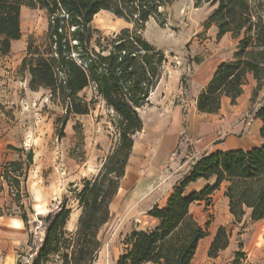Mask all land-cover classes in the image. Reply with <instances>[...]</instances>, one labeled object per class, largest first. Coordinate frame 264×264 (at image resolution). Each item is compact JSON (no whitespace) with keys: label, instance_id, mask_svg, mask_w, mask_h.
I'll use <instances>...</instances> for the list:
<instances>
[{"label":"trees","instance_id":"trees-1","mask_svg":"<svg viewBox=\"0 0 264 264\" xmlns=\"http://www.w3.org/2000/svg\"><path fill=\"white\" fill-rule=\"evenodd\" d=\"M173 1L0 0V57L7 55L12 42L21 37L23 5L43 9L48 17L44 48L28 41L21 61L29 89H46L50 100L67 113L83 115L89 112L94 99L86 101L79 93L91 87L119 119V145L106 157L99 173L92 180H85L77 193L76 208L80 213L75 229L65 228L71 212L65 204L59 203L57 209L38 217L42 230L34 243L31 264H94L97 259L102 245L99 233L109 221V206L125 173L132 136L143 126L138 109L148 103L167 61L164 52L143 38L138 28L150 18H158L161 8ZM196 1L214 7L206 25L216 26L217 37L230 34L237 40L232 57L217 64L196 98L199 112L216 114L222 98L235 104L249 77L255 82L252 97L264 86V0ZM100 11H108L133 26L102 36L91 27L93 17ZM185 80L182 75L183 87ZM255 117L261 120L262 142L250 149L214 150L197 158L166 203L149 210L155 226L132 231L115 264H190L199 241L207 235L191 214L190 206L209 200L221 184L229 214L236 222L247 213L251 221L264 219V100ZM31 162L29 151L26 166ZM11 165L20 168L22 163L14 161ZM22 174L12 179L17 196L24 191L18 178ZM3 178L7 181L4 174ZM199 179L214 182L206 183L200 190L185 191ZM20 219L25 225L30 221L25 212ZM228 242L227 230L218 227L207 256L216 257Z\"/></svg>","mask_w":264,"mask_h":264},{"label":"rangeland","instance_id":"rangeland-1","mask_svg":"<svg viewBox=\"0 0 264 264\" xmlns=\"http://www.w3.org/2000/svg\"><path fill=\"white\" fill-rule=\"evenodd\" d=\"M213 8L203 1L175 0L161 8L158 18H150L138 28L140 35L163 51L167 59L162 81L153 91L152 100L157 89L162 93L173 91V73L180 71L183 75H190L202 60L226 59L233 55L237 40L230 34L219 38L216 26L206 25ZM132 26L108 11H100L91 21V27L102 36ZM47 27L45 10L23 5L20 9L21 37L12 42L7 55L0 57V172L9 181L0 186V264H31L34 243L42 230L38 217H43L59 203L76 208L77 193L84 181L92 180L99 173L106 157L119 145V119L102 99L95 96L91 87L79 93L86 101L94 99L89 112L83 115L67 113L50 100L46 89H29L28 75L21 70V61L28 41L41 50L44 48ZM254 87L255 82L249 79L234 105L224 100L222 112L217 116L218 128L215 133L209 131V147L226 143L227 146L234 145L232 148L249 149L262 142L259 134L261 120L255 117V113L264 100V86L252 97ZM154 105L156 102L144 105L138 111L145 125L132 139L133 144L135 142L134 158L141 160L139 167L145 169L150 165L155 168L156 175L154 178L149 170H137L136 177L145 182V187L156 181L155 186L138 201L134 211L125 205L127 193L120 201H114L110 220L99 234L103 247L100 261L95 264H111V257L125 250L132 231L152 229L156 221L148 215V207L152 202H156V206L162 204L180 180L166 177L164 171H160V168L172 171L170 165L174 153H168L164 162L155 160L156 153H143L152 149L157 139L159 111ZM186 138L185 151H188L192 142L188 135ZM230 140L233 144H227ZM29 151L32 152V162L26 166ZM196 157L192 152L188 156L190 161ZM14 161L21 162V167H13L11 163ZM130 164L128 158L124 171ZM19 173H23L18 178L24 184V191L17 196L12 179ZM204 183L201 180L195 187L200 190ZM223 191L215 190L209 200L194 202L190 206L191 214L207 234H215L218 227H225L229 234L227 247L212 257L214 259L205 256L203 264H264V244L258 243L264 225L260 229L257 227L259 223L264 224V220L251 221L247 213L236 222L229 214ZM22 212L30 219L26 225L20 219Z\"/></svg>","mask_w":264,"mask_h":264},{"label":"crops","instance_id":"crops-1","mask_svg":"<svg viewBox=\"0 0 264 264\" xmlns=\"http://www.w3.org/2000/svg\"><path fill=\"white\" fill-rule=\"evenodd\" d=\"M230 58L208 60V61L202 60L201 62L196 64V68L193 69V72L190 75H184V77L187 80H186V87H182L183 88L182 92H181L180 79L183 73L180 71L173 73V82H172L174 84L173 91L168 90V91H165V93H162L161 89H157V91L155 92L156 95L153 96V99L155 101L152 100L151 95L153 91L156 90L158 86H160V82L162 81V74H161L156 87L153 89V91L150 92L149 97H148V103L145 106L153 105L154 102H156L157 105H154V106L157 107L159 111L158 112L159 117H158V123H157L158 131L156 132L157 134L156 142L152 144L153 148L149 150H145V152L143 153L148 154V155H150L151 153L158 154L157 156L154 155V158L155 160L159 162H164V160L166 159V155L168 153H172V154L174 153L175 158L170 165V168H173L172 171H167V169L163 170V168H160V171L162 172L164 171L163 173H165L166 177L173 178V179H176V177L177 179L180 178V180H178V182H180L185 177L187 172L190 170V166L194 163V161L200 156H202L203 154L214 151V150L226 151V150L237 149V148H232L234 145L227 146L226 143H217L213 145V148L209 147V142L211 138V134H209V131H212L213 133L216 132L218 128L217 127L218 125L217 116L218 114H220V112H222V109L224 107V100L226 101L229 99L222 98L220 109L218 113L216 114L201 113L197 110V107H196V98L199 92L201 91V89L210 80L212 73L214 72L217 64L220 63L221 61L229 60ZM249 79L254 81L251 77H249ZM172 92L174 93V95H171ZM158 94L160 95L157 98ZM139 110L140 109H138V111ZM142 123H143V126L141 130H143L144 125H145L144 121H142ZM183 133L185 135H188V137H190L191 142H192L190 149H188V151H185V150L181 151L179 148V144H178L179 138L181 134ZM230 142L232 141L231 140L227 141V144H230ZM238 148L245 149L243 147H238ZM134 149H135V142L132 146V150L129 156V161H131V164L127 165L124 176L122 177L120 181V185L117 190V193L115 197L113 198V200L111 201L109 208H111L114 201L116 202L118 200L120 201L122 196L125 193H127L128 197H127V200L125 201V205L131 211H134L136 210L135 205L138 203V201H140L143 198V196H145L155 186L156 181L150 187H147V186L145 187L144 181L142 182L138 181L139 178L137 179L136 177L137 170H141V171L149 170V172H151V175L154 176V178L156 177V175H155V171L153 170L155 168H152L150 165L148 166L149 168L145 167V169H141L139 167V165L141 164V160L139 158L137 159V161L135 160L136 157L134 158V156L136 154L134 155V152H135ZM174 149H176L177 151ZM191 152L195 153V156H197L195 160L193 161H190L188 158ZM181 159H183V161ZM144 163L145 161L143 162V164ZM201 180L205 182L204 185L208 182L210 183L214 182L213 179H209L207 181L203 179H199L196 182L190 183L186 187V189L188 190L186 192L198 190L197 187H195V185ZM204 185H202V187ZM219 189L220 190L224 189V184H221ZM167 198L163 201L162 204H159L157 206L162 207L166 203ZM156 204H157L156 202H152L151 206H149L148 209L150 210L151 208L156 206ZM79 213H80L79 209L71 208L69 218L65 225V228L68 231H73L75 229ZM110 214H111V211H110ZM259 221L261 220L254 221V222H259ZM263 225L264 224L259 223L257 227H259L260 229L262 228ZM262 233L264 235V231H262ZM213 236H214V233L212 232L210 234H207L204 238H202L199 241V243L205 242V244H203L201 251L198 253V250H197L199 246V243H198L196 252L190 264H203L205 260V256L208 259H214L212 257L207 256V250L213 239ZM102 247L103 245H101V248L97 255V259L95 260L94 264L96 263V261L97 262L100 261V253L102 251ZM121 253L122 252L115 254L114 258L111 257L110 259L112 262L111 264H114V261L117 260L118 256Z\"/></svg>","mask_w":264,"mask_h":264},{"label":"built area","instance_id":"built-area-1","mask_svg":"<svg viewBox=\"0 0 264 264\" xmlns=\"http://www.w3.org/2000/svg\"><path fill=\"white\" fill-rule=\"evenodd\" d=\"M188 140H187V138H186V135L183 133V134H181V136H180V142L178 143L179 144V148H180V150H187V145H188ZM195 160V159H194ZM193 161V160H192ZM5 184V180H4V178H3V174H1V172H0V186L1 185H4ZM57 207H58V205H54L51 209H50V211L51 210H55V209H57ZM29 262V261H28Z\"/></svg>","mask_w":264,"mask_h":264},{"label":"bare ground","instance_id":"bare-ground-1","mask_svg":"<svg viewBox=\"0 0 264 264\" xmlns=\"http://www.w3.org/2000/svg\"><path fill=\"white\" fill-rule=\"evenodd\" d=\"M99 13V12H98ZM97 13V14H98ZM96 15V14H95ZM140 182V181H139ZM258 243L260 244V245H262V244H264V241H263V234H262V232H261V234H259V236H258ZM203 244H205V242H201V243H199V246H198V253L201 251V249H202V247H203Z\"/></svg>","mask_w":264,"mask_h":264}]
</instances>
